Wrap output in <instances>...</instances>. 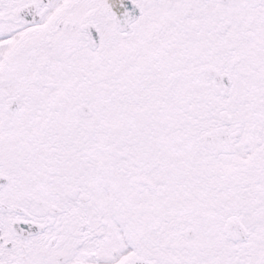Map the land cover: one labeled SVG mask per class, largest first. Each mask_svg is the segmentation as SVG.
<instances>
[{"label": "snow or ice", "instance_id": "snow-or-ice-1", "mask_svg": "<svg viewBox=\"0 0 264 264\" xmlns=\"http://www.w3.org/2000/svg\"><path fill=\"white\" fill-rule=\"evenodd\" d=\"M0 264H264V0H0Z\"/></svg>", "mask_w": 264, "mask_h": 264}]
</instances>
